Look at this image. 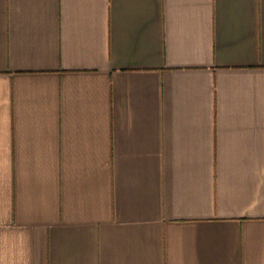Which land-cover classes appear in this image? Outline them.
<instances>
[{
  "label": "crops",
  "instance_id": "0c3cea01",
  "mask_svg": "<svg viewBox=\"0 0 264 264\" xmlns=\"http://www.w3.org/2000/svg\"><path fill=\"white\" fill-rule=\"evenodd\" d=\"M0 264H264V0H0Z\"/></svg>",
  "mask_w": 264,
  "mask_h": 264
}]
</instances>
